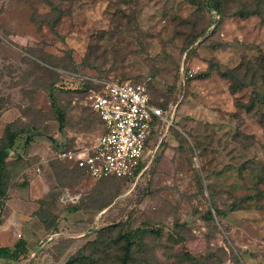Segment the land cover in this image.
I'll return each mask as SVG.
<instances>
[{"label": "rangeland", "instance_id": "obj_1", "mask_svg": "<svg viewBox=\"0 0 264 264\" xmlns=\"http://www.w3.org/2000/svg\"><path fill=\"white\" fill-rule=\"evenodd\" d=\"M213 1L0 0V247L25 243L0 264H121L125 233L132 264H264V0ZM148 78L165 121L140 174L55 159L103 134L92 94Z\"/></svg>", "mask_w": 264, "mask_h": 264}, {"label": "built area", "instance_id": "obj_2", "mask_svg": "<svg viewBox=\"0 0 264 264\" xmlns=\"http://www.w3.org/2000/svg\"><path fill=\"white\" fill-rule=\"evenodd\" d=\"M181 78L192 71L180 70ZM146 82H110L92 94L90 108L103 127V134L90 147L59 151L55 159L83 171L91 179L133 178L145 168L149 138L165 121L163 110L151 103ZM40 173V167L35 168ZM68 195L62 200L67 201Z\"/></svg>", "mask_w": 264, "mask_h": 264}, {"label": "trees", "instance_id": "obj_3", "mask_svg": "<svg viewBox=\"0 0 264 264\" xmlns=\"http://www.w3.org/2000/svg\"><path fill=\"white\" fill-rule=\"evenodd\" d=\"M221 0H214L212 9L218 10L219 5ZM223 75L227 78L234 79L236 80V70L231 69L228 71L223 72ZM191 78L185 77L184 82L189 80ZM233 89L235 87H232ZM149 91V89H148ZM256 102L264 104V95H259L257 92L255 94V100L252 101L251 106H253ZM152 103V101H151ZM153 104V103H152ZM154 105V104H153ZM155 106V105H154ZM158 107V106H157ZM160 108V107H159ZM56 112L59 114V110L56 109ZM100 122V120H99ZM58 124H59V129L61 130L64 127V120L63 117L59 115L58 117ZM101 126L102 123L100 122ZM103 128V127H102ZM9 126L6 127V133H8ZM15 144V135L9 133L6 135V143L2 144L0 146V203L5 196L6 193V166H7V157H8V151L13 148ZM81 171V170H79ZM137 175V174H136ZM135 175V176H136ZM108 178H113V177H108ZM126 179V178H123ZM211 204H212V209L214 211H218L213 198H211ZM237 204H232L230 207V210H236L237 209ZM208 215L211 216V211L209 210ZM218 213H220L218 211ZM134 237L133 233L132 234H123V240L125 241L126 245L123 246L122 248V255L118 258L119 262L121 264H132L133 258H132V248L136 245L137 242H134ZM139 245V244H138ZM25 253V243L22 241H18L14 246L12 247H0V259L4 260H11V261H17L20 259L21 255ZM188 260L190 261V264H202L201 263V258H193L191 256L187 255ZM77 258L70 259L66 261L64 264H76L77 263Z\"/></svg>", "mask_w": 264, "mask_h": 264}]
</instances>
